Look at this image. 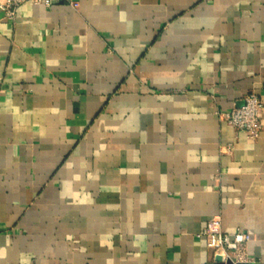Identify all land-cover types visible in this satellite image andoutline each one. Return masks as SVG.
I'll return each instance as SVG.
<instances>
[{
	"label": "crops",
	"instance_id": "crops-1",
	"mask_svg": "<svg viewBox=\"0 0 264 264\" xmlns=\"http://www.w3.org/2000/svg\"><path fill=\"white\" fill-rule=\"evenodd\" d=\"M74 2L0 11V264H264V0Z\"/></svg>",
	"mask_w": 264,
	"mask_h": 264
},
{
	"label": "built area",
	"instance_id": "built-area-1",
	"mask_svg": "<svg viewBox=\"0 0 264 264\" xmlns=\"http://www.w3.org/2000/svg\"><path fill=\"white\" fill-rule=\"evenodd\" d=\"M27 1L45 7L65 1L77 6L73 0H0V11L5 13L8 20L15 21L19 8ZM262 111L260 97L251 92L244 97L241 106L222 114V117L249 139L256 140L263 130ZM198 237L205 239L206 247L212 252L211 260L207 264H252L248 253L250 234L240 229L234 233H225L219 217L213 218ZM218 257L220 261L217 260Z\"/></svg>",
	"mask_w": 264,
	"mask_h": 264
},
{
	"label": "water",
	"instance_id": "water-1",
	"mask_svg": "<svg viewBox=\"0 0 264 264\" xmlns=\"http://www.w3.org/2000/svg\"><path fill=\"white\" fill-rule=\"evenodd\" d=\"M73 1H77V0H73ZM217 260L220 261V258L218 257Z\"/></svg>",
	"mask_w": 264,
	"mask_h": 264
}]
</instances>
